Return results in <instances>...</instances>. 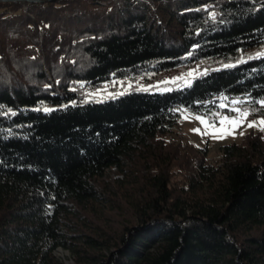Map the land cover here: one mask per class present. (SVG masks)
<instances>
[{
    "label": "trees",
    "instance_id": "obj_1",
    "mask_svg": "<svg viewBox=\"0 0 264 264\" xmlns=\"http://www.w3.org/2000/svg\"><path fill=\"white\" fill-rule=\"evenodd\" d=\"M263 47L264 0L0 3V264H69L59 249L71 264H264V132L213 163L166 140L184 110L218 123L230 101L264 99V55L103 103L70 104L69 80Z\"/></svg>",
    "mask_w": 264,
    "mask_h": 264
},
{
    "label": "rangeland",
    "instance_id": "obj_2",
    "mask_svg": "<svg viewBox=\"0 0 264 264\" xmlns=\"http://www.w3.org/2000/svg\"><path fill=\"white\" fill-rule=\"evenodd\" d=\"M257 54H260V56L264 55V47L241 53L240 58L236 61L226 62L205 59L166 71L158 72L148 69L141 73L129 75L126 78L112 79L98 87L88 86L86 80L70 77V90L74 93L80 92L81 96L79 100L75 98L70 101V104L103 103L120 98L134 91L165 93L175 89L190 87L194 79L201 76L205 69H208L209 72L213 69H221L222 64L231 63L240 65L237 64V61H239L241 57H243L245 61H248L249 56L257 57ZM190 72L192 76L187 75ZM81 84L84 85L83 88L80 87ZM73 89H75V91H73ZM229 108L237 109L238 105ZM239 108L238 113L232 111L226 114L229 119H225L226 115H224L220 118L218 123H212L204 116L184 110L181 112L180 122L174 128L173 133L166 137V140L167 142L191 144L199 149H207V160L212 163L216 162L220 158L221 147L239 143L243 139V136L251 132H264V124L260 123L261 119H264L263 117L258 116L253 118L251 115L252 111L242 104ZM233 118L236 119V123H232ZM253 121L256 122V126L248 127ZM55 254L61 261L69 264L72 263L73 254L70 251L59 249Z\"/></svg>",
    "mask_w": 264,
    "mask_h": 264
},
{
    "label": "snow or ice",
    "instance_id": "obj_3",
    "mask_svg": "<svg viewBox=\"0 0 264 264\" xmlns=\"http://www.w3.org/2000/svg\"><path fill=\"white\" fill-rule=\"evenodd\" d=\"M232 2L234 3V0H232ZM211 15H212L213 19H215L216 13L213 12ZM199 47H200L199 44H196V45L193 46L194 49H197ZM192 56H193V51H189L187 53V57H192ZM259 56H260V54H257V57L249 56L248 57V60L251 61L253 59L258 58ZM244 63H247V61H245L243 59V57H241V59L239 61H237V64H244ZM236 66H237L236 64H231V63H229V64H222L221 65V69H213V71H219V70H222V69L223 70H226V69L234 68ZM253 71H255V69H253ZM207 73H208V69H205L204 72L201 75H207ZM187 75L188 76H192V73L190 72ZM197 78H199V77H197ZM189 86H190V82H189ZM80 87L83 88L84 85L81 84ZM166 90H168V89H166ZM73 91H75V89H73ZM120 94H122V93H120ZM90 95H95V94H90ZM112 95H116V94H112ZM250 96H251V94H248V97H250ZM248 97H246L244 101L240 100V98H236L235 100L230 101V103H232V104H238V103H244V102H248V103H253L254 102L256 105H259L261 107H264V99L255 100L254 98L249 99ZM65 107H67V106H65ZM221 107H224V105H221ZM42 110L45 113L52 111V109H49V108H43ZM36 111H41V109H36ZM232 111H236L238 113L239 112V109L229 108V112H232ZM3 114L4 113H0V115H3ZM7 114H10V115H13V116L16 115V113L15 112H12L11 109H8L7 110ZM198 119H199V117H198ZM225 119H229V117L226 115L225 116ZM232 123H236V119L235 118L232 119ZM260 123L261 124H264V119H261ZM255 126H256V122L255 121H253L252 123H250L248 125V127H255Z\"/></svg>",
    "mask_w": 264,
    "mask_h": 264
},
{
    "label": "water",
    "instance_id": "obj_4",
    "mask_svg": "<svg viewBox=\"0 0 264 264\" xmlns=\"http://www.w3.org/2000/svg\"><path fill=\"white\" fill-rule=\"evenodd\" d=\"M11 2L41 3L42 0H0V3H11Z\"/></svg>",
    "mask_w": 264,
    "mask_h": 264
},
{
    "label": "built area",
    "instance_id": "obj_5",
    "mask_svg": "<svg viewBox=\"0 0 264 264\" xmlns=\"http://www.w3.org/2000/svg\"><path fill=\"white\" fill-rule=\"evenodd\" d=\"M237 105H238V108H237V109H240L239 106L241 107V104H237ZM234 106H236V105H234ZM234 106H233V107H234Z\"/></svg>",
    "mask_w": 264,
    "mask_h": 264
}]
</instances>
